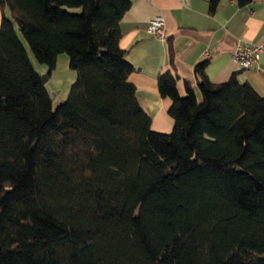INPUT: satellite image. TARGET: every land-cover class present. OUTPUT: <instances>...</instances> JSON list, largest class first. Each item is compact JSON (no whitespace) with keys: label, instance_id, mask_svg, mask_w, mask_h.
Here are the masks:
<instances>
[{"label":"trees","instance_id":"trees-1","mask_svg":"<svg viewBox=\"0 0 264 264\" xmlns=\"http://www.w3.org/2000/svg\"><path fill=\"white\" fill-rule=\"evenodd\" d=\"M130 4L0 0V264H264V95L207 59L201 98L180 94L169 68L173 127L154 130L119 45ZM15 27L77 72L54 108Z\"/></svg>","mask_w":264,"mask_h":264},{"label":"crops","instance_id":"crops-1","mask_svg":"<svg viewBox=\"0 0 264 264\" xmlns=\"http://www.w3.org/2000/svg\"><path fill=\"white\" fill-rule=\"evenodd\" d=\"M130 1L120 20L119 45L133 64L128 79L135 85L136 97L151 117L154 130L169 132L173 127L168 113L171 101L159 93L157 81L159 74L169 68L177 73L180 94L187 81L196 97L201 98L194 67L207 59L205 72L212 82H223L236 73L239 81L249 82L264 95V50L247 69L241 68L232 55L238 43L264 44V0H251L245 5L236 0H218L212 11L209 0ZM3 13L8 14V10L0 8V22ZM156 15L164 19L165 41L146 30L148 20Z\"/></svg>","mask_w":264,"mask_h":264},{"label":"rangeland","instance_id":"rangeland-1","mask_svg":"<svg viewBox=\"0 0 264 264\" xmlns=\"http://www.w3.org/2000/svg\"><path fill=\"white\" fill-rule=\"evenodd\" d=\"M15 28L17 34L25 45L33 66L41 74V76L45 77L44 84L51 97L52 106L54 108L59 102L68 97L70 88L76 79L77 72L74 68L69 66L68 55L66 52H61L57 55L55 66L49 72V66L36 59L26 39L23 37L18 28ZM184 92L185 91L181 92V94H184Z\"/></svg>","mask_w":264,"mask_h":264},{"label":"built area","instance_id":"built-area-1","mask_svg":"<svg viewBox=\"0 0 264 264\" xmlns=\"http://www.w3.org/2000/svg\"><path fill=\"white\" fill-rule=\"evenodd\" d=\"M146 30L152 35L165 41L167 33L164 26V19L161 15H156L148 20ZM264 50L262 43H238L233 52V59L243 69L251 67L259 58L261 51Z\"/></svg>","mask_w":264,"mask_h":264},{"label":"water","instance_id":"water-1","mask_svg":"<svg viewBox=\"0 0 264 264\" xmlns=\"http://www.w3.org/2000/svg\"><path fill=\"white\" fill-rule=\"evenodd\" d=\"M177 77H178V76H177ZM42 80L45 81V77H44V76H42Z\"/></svg>","mask_w":264,"mask_h":264}]
</instances>
